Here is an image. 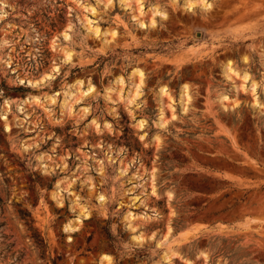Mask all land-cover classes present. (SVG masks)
I'll return each mask as SVG.
<instances>
[{"label": "rangeland", "instance_id": "1", "mask_svg": "<svg viewBox=\"0 0 264 264\" xmlns=\"http://www.w3.org/2000/svg\"><path fill=\"white\" fill-rule=\"evenodd\" d=\"M131 1L0 0V264H264V0Z\"/></svg>", "mask_w": 264, "mask_h": 264}, {"label": "bare ground", "instance_id": "2", "mask_svg": "<svg viewBox=\"0 0 264 264\" xmlns=\"http://www.w3.org/2000/svg\"><path fill=\"white\" fill-rule=\"evenodd\" d=\"M122 2H124V3H128V2H132L131 0H121ZM137 1V0H136ZM139 1V0H138ZM137 1V2H138ZM139 3V2H138ZM130 4V3H129ZM197 4H201L202 5V7L203 8H205V9H209L210 7H211V4L207 1V0H185V2H184V6L188 9V10H193L194 9V7L197 5ZM142 9H143V6L141 5V4H139V11L142 13ZM152 14H154L155 16H163L164 17V13L161 11V10H159V8H157V7H155V8H153V10H152ZM152 24H155L156 22L153 20L152 22H151ZM141 24V26L142 27H145V25H144V23L143 22H141L140 23ZM151 24V25H152ZM95 30V29H94ZM98 30V29H97ZM99 32V31H98ZM105 36H106V34H105ZM68 37V34L66 33V35H65V38H67ZM66 40V39H65ZM106 40V39H105ZM70 55H68V60L70 59ZM55 72H57L58 70H57V68H55V70H54ZM133 74H137V76H138V79L139 80H142V78H143V74H142V72L141 71H134L133 72ZM224 74H225V76L228 78V79H230L231 77H233V76H238L239 74H238V72L233 68V66H232V64H227L226 66H225V68H224ZM240 77H242V80L245 82V83H250V86H249V88H250V90L251 91H253V92H255L256 91V89H257V87H258V84L255 82V81H253L252 80V77H251V75L249 74V73H244L243 74V76H240ZM54 78V74L53 73H48V74H45V76H43V78L40 80V82H44V81H46V80H49V79H53ZM39 82V83H40ZM29 84H31V85H33L34 83L33 82H31L30 80H29ZM35 84H38V82H35ZM81 85V84H80ZM81 87V86H80ZM243 88L245 87V85H243L242 86ZM95 91V86H89L88 88H87V90H86V94H89V93H93ZM133 95V94H132ZM134 99H136L137 97H139V93L136 91L135 93H134ZM132 96V97H133ZM160 96L161 97H163V98H170L171 100H173L172 99V96H171V94H170V92H169V89L168 88H166V87H163V88H161V90H160ZM225 99H226V97L225 98H223L222 100L223 101H225ZM132 100H133V98H132ZM131 101V100H130ZM191 101V95H190V90H189V88H188V86H183V88H182V91H181V94H180V103L182 104V106H183V108L185 109L187 106H188V104H189V102ZM133 102V101H132ZM69 103H72L71 101L69 102ZM67 107H69V105H67ZM174 118H175V116H174ZM160 126H164L165 124H166V122H165V115H164V113L163 112H161L160 113V117H159V123H158ZM140 125H141V127H143V123H140ZM140 127V126H139ZM6 128H7V130H9V126L8 125H6ZM76 222H80L81 220L80 219H76L75 220ZM68 227H70V228H72V224H69L68 225ZM130 227H132V223L130 224ZM138 239L139 240H142V237L141 236H139L138 237ZM106 258H108V256H105ZM170 260V259H169ZM107 264H112L110 261H108V263Z\"/></svg>", "mask_w": 264, "mask_h": 264}, {"label": "snow or ice", "instance_id": "3", "mask_svg": "<svg viewBox=\"0 0 264 264\" xmlns=\"http://www.w3.org/2000/svg\"><path fill=\"white\" fill-rule=\"evenodd\" d=\"M173 119H174V117H173ZM101 199H103V197H101Z\"/></svg>", "mask_w": 264, "mask_h": 264}]
</instances>
